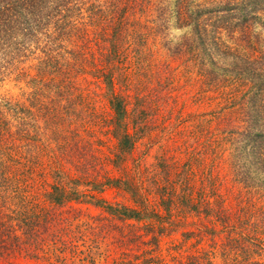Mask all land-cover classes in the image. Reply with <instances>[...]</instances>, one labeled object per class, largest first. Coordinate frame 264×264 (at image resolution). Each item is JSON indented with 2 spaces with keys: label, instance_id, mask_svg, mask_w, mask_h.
Instances as JSON below:
<instances>
[{
  "label": "trees",
  "instance_id": "1",
  "mask_svg": "<svg viewBox=\"0 0 264 264\" xmlns=\"http://www.w3.org/2000/svg\"><path fill=\"white\" fill-rule=\"evenodd\" d=\"M171 18L188 29L174 48L163 42ZM256 25L264 29V0H0V83L29 88L0 94V261L51 240L56 247L49 254L96 264L90 249L76 244L85 238L53 234L62 224H91L84 219L93 215L81 206L91 204L129 228L138 223L159 235L169 229L193 244L171 260L141 247L111 264H264V183L246 187L264 177V37ZM159 45L193 62L221 100L211 111L192 113L187 158L180 167L164 165L171 177L158 208L136 186L135 204L110 202L95 192L128 181L108 176L104 160L127 167L146 125L131 116H148L152 102L136 92L135 77L144 71L152 78L155 69L145 57L136 66L132 57ZM94 82L108 102L102 114ZM87 116H112L113 158L103 156L100 140L86 138L101 122ZM212 154L245 184L240 197L251 192L252 203L241 198L237 207L221 191ZM204 238L209 242L200 246Z\"/></svg>",
  "mask_w": 264,
  "mask_h": 264
},
{
  "label": "rangeland",
  "instance_id": "2",
  "mask_svg": "<svg viewBox=\"0 0 264 264\" xmlns=\"http://www.w3.org/2000/svg\"><path fill=\"white\" fill-rule=\"evenodd\" d=\"M201 1V0H197ZM165 36L163 42L166 46L170 45L174 48L183 36L188 32V29L179 28L176 20L171 18L169 24H166ZM255 31L259 36L264 37V29L256 25ZM155 52H149L147 56L132 57V61L136 59V66H141L140 60L145 57L146 62L155 69L152 78H147L148 75L142 72L135 78L137 79L136 92L143 96V100H151L146 102V106L150 110L148 116H131L130 121L144 120V134L145 136L139 139L137 147L133 151V155L129 157L127 167L113 166L107 159L106 163L107 175L114 178H121L128 181L123 184V188L114 186L105 187L103 192H95L98 196L104 197L110 202H120L122 204L133 205L135 204L132 197V186H136L142 194L147 196L150 204L158 208L160 194L164 192L168 185L170 178V168L167 163L175 162L179 167L187 158V146L192 142V138L186 141V134H192V113H199L211 111L215 109L221 97L214 88L203 80L201 71L197 66L190 61H185L182 57L172 51H169L164 45L155 47ZM147 66V65H146ZM140 69H143L142 67ZM162 82L159 84V82ZM97 82L92 83L91 90L95 104L98 107L100 114L108 109V102L106 98L100 94L101 90L97 87ZM159 84V85H158ZM206 84V85H205ZM143 87V88H142ZM143 90V93H141ZM29 88L22 81L6 80L0 83V94L5 92L13 95H20L22 92H28ZM154 101V102H153ZM171 101V103H170ZM168 102V106L159 107L160 103ZM166 104V103H165ZM89 117V116H87ZM96 117L100 123L98 128L91 130L86 134L88 139L100 140L99 144H103L100 148L103 150V156H115L116 140L108 133L109 119L112 116H90L89 118ZM195 117V116H194ZM143 118V119H142ZM92 124V123H91ZM214 165L216 173L220 174V182L222 184L221 191H223L233 204L240 206V199H243L242 204L252 203V193H244L240 197V193L246 192L241 186H245L239 182L235 173L229 167L223 166L220 168L219 158L215 155H210V169ZM69 173L73 176L82 177L83 174L76 170L74 167L67 166ZM41 170H45L41 167ZM48 180H53L51 175H47ZM45 178V176H42ZM197 179H200V172H198ZM202 182V180H201ZM257 183V184H256ZM264 183V177L258 174L251 182L246 183L247 188H254L259 184ZM40 190V189H39ZM129 190V191H128ZM252 190V189H251ZM233 191V192H232ZM237 193V194H236ZM86 212L93 215L91 220H87L91 224L80 225H65L62 224L53 233L57 235L62 234L72 237L85 238L84 240L76 243L78 247L90 249L94 258H89L91 261H96V264H111L113 261L118 260L123 253L128 252L131 256L138 254L144 249H153V253L161 255L167 260L172 259V255L185 254L192 247L189 244L192 242L186 241L185 236L181 232L170 233L169 229L162 235L156 229L141 228L140 224L136 223L135 227L129 228L124 226L120 220H115L111 215L107 214L104 210L94 207L91 204H81ZM123 225V226H122ZM149 235H146L148 233ZM71 233V234H70ZM157 234V240L153 239V234ZM51 232L47 233L48 238ZM64 235V236H66ZM144 235V236H143ZM132 240H128V237ZM142 236V237H141ZM50 239H54L53 236ZM149 240L144 241L143 240ZM197 239H194L195 242ZM209 240L204 238L200 246L207 245ZM137 244H141L140 247ZM42 249L36 247L33 252L29 254H19L5 261H0V264H77V258L68 256H56L49 254L50 249L56 247L51 240L46 243L40 242ZM193 245V244H192ZM188 250V251H187ZM54 253V252H53ZM84 254V253H82ZM82 254L77 255L80 257ZM88 259V258H87Z\"/></svg>",
  "mask_w": 264,
  "mask_h": 264
}]
</instances>
